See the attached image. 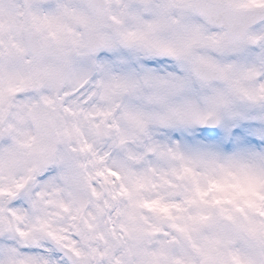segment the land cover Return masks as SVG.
Listing matches in <instances>:
<instances>
[{
  "label": "clouds",
  "instance_id": "obj_1",
  "mask_svg": "<svg viewBox=\"0 0 264 264\" xmlns=\"http://www.w3.org/2000/svg\"><path fill=\"white\" fill-rule=\"evenodd\" d=\"M0 264H264V0H0Z\"/></svg>",
  "mask_w": 264,
  "mask_h": 264
}]
</instances>
